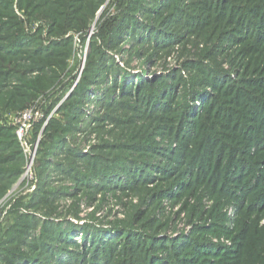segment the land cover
I'll return each mask as SVG.
<instances>
[{"label":"rangeland","instance_id":"obj_1","mask_svg":"<svg viewBox=\"0 0 264 264\" xmlns=\"http://www.w3.org/2000/svg\"><path fill=\"white\" fill-rule=\"evenodd\" d=\"M30 13L0 0V264H264V0H106L66 35Z\"/></svg>","mask_w":264,"mask_h":264},{"label":"trees","instance_id":"obj_2","mask_svg":"<svg viewBox=\"0 0 264 264\" xmlns=\"http://www.w3.org/2000/svg\"><path fill=\"white\" fill-rule=\"evenodd\" d=\"M106 0H22L24 4L26 3V7L28 9H31V15L33 17H37L36 19L47 22L50 24L51 27H53L54 31L58 32L59 34L63 33V35H66L70 31H76L77 30H83L87 29L92 19L95 17L96 13L100 9V7L103 5V3ZM62 35V34H61ZM24 39L19 38L16 39V43L20 44ZM31 41L27 40V43L24 47L30 44ZM72 45V41H70L69 45ZM22 47V45H19ZM68 46H63L61 48L65 49ZM7 52L2 53L4 57V61H8L11 58L18 60V55L20 54L17 52V50H12L9 48L6 50ZM40 54L39 52H37ZM41 55V54H40ZM38 56V55H36ZM1 57V56H0ZM39 57V56H38ZM1 58V59H2ZM15 60V61H17ZM2 61V60H1ZM154 84H146L145 87H148V89H151ZM28 93L25 94H13L11 96V99L9 100L11 109H22L28 105V103L31 101V98H28ZM47 115V114H46ZM47 118V116H46ZM46 119L38 118L34 121L33 127L35 131H40L44 124L46 123ZM53 124L48 125L49 129H56L59 126H52ZM15 130V128H14ZM16 131V130H15ZM15 140L18 142L19 145L20 142L18 140L17 134L15 132ZM66 152H69L66 150ZM71 155V153H70ZM73 155V152H72ZM129 238V237H128ZM121 239H118L115 244H119L121 242ZM143 241L137 238L129 239V242L123 246L122 252L120 253V256L128 260L127 258L132 257H143L144 252L146 251V247H148L146 240H144L145 243L142 244ZM122 245V243H120ZM151 249H147V254L144 256L145 258L148 257L150 254L149 250H153L155 248V245L153 247H148ZM169 257L170 254H169ZM170 258L169 260H171Z\"/></svg>","mask_w":264,"mask_h":264},{"label":"built area","instance_id":"obj_3","mask_svg":"<svg viewBox=\"0 0 264 264\" xmlns=\"http://www.w3.org/2000/svg\"><path fill=\"white\" fill-rule=\"evenodd\" d=\"M40 109H28L21 112L16 118V134L21 144L27 141L28 135L36 119L42 118Z\"/></svg>","mask_w":264,"mask_h":264}]
</instances>
